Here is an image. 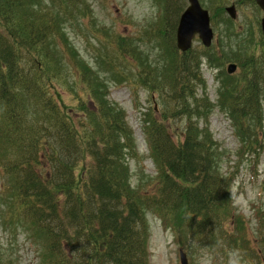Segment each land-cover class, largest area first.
Wrapping results in <instances>:
<instances>
[{"label":"trees","instance_id":"trees-1","mask_svg":"<svg viewBox=\"0 0 264 264\" xmlns=\"http://www.w3.org/2000/svg\"><path fill=\"white\" fill-rule=\"evenodd\" d=\"M179 1L164 0L165 17L155 34L170 54L167 73L159 77L169 84L158 82L148 67L149 54L138 49L132 54L130 41L114 37L119 54H132L137 66L142 65L138 81L171 103L162 120L153 114L146 121L159 173L157 188L150 192L131 183L128 155L134 151V132L125 111L109 98L107 79L84 58L69 61L66 23L80 10L87 13L86 1L0 0V220L4 225L10 219L25 232L26 223L33 224L45 264H150L149 213L161 216L180 237L239 247L245 264H264V218L257 258L247 237L224 228L232 216L231 177L221 174L225 152L210 130L215 106L207 95L198 94V88H205L201 58H210L212 50L200 46L178 51L176 29L184 10ZM239 3L260 12L255 0ZM220 13L226 14L222 4L212 13L216 27ZM246 28L244 33L253 32ZM261 42L262 53L241 41L238 52L231 48L218 54L241 68L223 80L219 106L226 108L249 151L264 143ZM98 63L114 77L121 73L109 53ZM76 65L88 100L76 97L74 112L58 85L69 82L60 80L67 67ZM176 119L185 121L182 132L174 125Z\"/></svg>","mask_w":264,"mask_h":264},{"label":"rangeland","instance_id":"rangeland-1","mask_svg":"<svg viewBox=\"0 0 264 264\" xmlns=\"http://www.w3.org/2000/svg\"><path fill=\"white\" fill-rule=\"evenodd\" d=\"M85 1L87 13L80 10L76 18L66 23L69 42L67 39L66 41L72 45L69 61L71 64H76L77 60L83 61L85 58L97 72L101 73L102 78L107 79L109 98L124 108L134 132V151L132 155H128L131 183L141 191L153 192L157 188L159 173L146 140V121L153 114L158 119H162L164 110L169 108L171 103L168 99H163L156 89L152 90L138 81L137 73L142 71V65L138 63L137 66L132 54L136 49L149 54L148 67L156 72L157 75L154 76L158 77V82L166 85L170 83L159 78L161 74L167 73L171 58L163 39L155 35L165 17L164 0ZM201 2L211 13L217 5L222 4L226 7L235 3L239 13V18L235 22L226 20L227 13L219 14L218 20L221 23L217 21L218 29L213 26L216 39L211 52V63L209 57L204 58L202 63L206 89L198 88V94L208 95L213 104L219 105L217 99L220 81L225 72L227 73L228 64L236 61L224 62L218 54L229 52L231 48L236 53L240 50L238 46L241 41L247 44L250 39L251 42L248 44L251 48L262 53L260 38L262 32L260 33L261 30L255 23L256 17L262 18L264 13L255 14L256 10L251 4H242L239 0H201ZM179 3V5L184 4L185 8L188 0H181ZM171 17L173 22L177 20L174 14ZM243 27L253 32L246 34L242 30ZM115 36H125L131 42L132 54L127 55V58L119 54L114 42ZM201 45L200 40L194 41L193 46L199 48L198 50L201 49ZM106 53L112 56L113 63L119 65L118 69H121L120 74L118 70L115 71L118 73L117 77L98 63L100 57ZM78 69L81 71V67L77 65L74 69L67 67V72L60 81L69 78V82L58 85L65 104L74 106V112L78 110L76 97L79 99L87 97L88 100V94L86 96L84 86L79 81ZM74 116L78 119V115ZM209 121L215 140L225 152L222 156L221 174L231 177L232 216L224 228L233 236L239 234L241 237H247L252 248H255L254 258H257V253H261L263 245L259 239V228L264 218V143L257 146L255 151H249L222 108H215L210 114ZM174 125L181 132L184 130L185 121L176 119ZM147 218L150 229L148 241L150 264H182L181 250L187 252L189 264H245L243 251L239 247L221 248L219 242L214 245L200 239L199 241L192 239L188 235L180 237L175 228L167 225L158 214L149 213ZM2 224L3 220H0V256L3 264H45L41 242L33 234L36 232L33 224L26 223L29 230L27 232L22 227L18 230L10 219Z\"/></svg>","mask_w":264,"mask_h":264},{"label":"water","instance_id":"water-1","mask_svg":"<svg viewBox=\"0 0 264 264\" xmlns=\"http://www.w3.org/2000/svg\"><path fill=\"white\" fill-rule=\"evenodd\" d=\"M189 6L181 16L178 30L177 41L178 47L182 51H187L192 46L193 38L199 34L205 46L212 45L214 38V30L211 27L210 13L207 9L203 8L200 0H188ZM257 4L264 10V0H256ZM232 18L237 17L236 6L232 5L227 8ZM262 28L264 32V18L262 20ZM237 66L231 64L228 67L229 73L235 72ZM182 264H188V256L184 251H181Z\"/></svg>","mask_w":264,"mask_h":264}]
</instances>
